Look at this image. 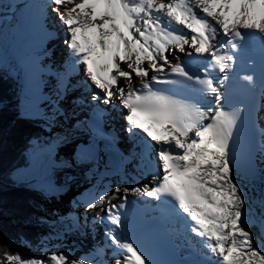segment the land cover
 Returning <instances> with one entry per match:
<instances>
[{"label": "snow or ice", "instance_id": "snow-or-ice-1", "mask_svg": "<svg viewBox=\"0 0 264 264\" xmlns=\"http://www.w3.org/2000/svg\"><path fill=\"white\" fill-rule=\"evenodd\" d=\"M47 7L65 29L63 43L78 58L73 67L83 65L99 90L91 96L93 104L118 99L126 110L125 131L142 139L132 158L149 172L148 182L99 192L84 205L88 212L110 205L94 219L107 218L114 226L105 233L114 246V264H156L137 239H122L115 231L125 228L121 210L136 194L157 201L163 214L199 237L200 246L216 257L211 264H264V231L256 235L250 227L259 221L264 229V211L257 216L247 206L234 174L233 145L244 109L226 107L231 74L251 59L257 40L264 88V0H48ZM122 77L129 84L121 85ZM239 79L255 87L254 74ZM58 83L66 91L64 78ZM62 94L58 90L57 104ZM2 255L0 264H85L66 252L27 257L9 249Z\"/></svg>", "mask_w": 264, "mask_h": 264}, {"label": "rangeland", "instance_id": "rangeland-1", "mask_svg": "<svg viewBox=\"0 0 264 264\" xmlns=\"http://www.w3.org/2000/svg\"><path fill=\"white\" fill-rule=\"evenodd\" d=\"M20 1L24 2V0ZM34 2L36 3L34 6L38 5V10H40V8H44L43 12H47V19H43L45 21L41 26L42 29L40 28V32L33 33V36L32 34L27 36L25 34H19L13 30V37L11 40L15 41V45L13 46L14 48H18L19 45L26 43V40L28 43H31V39H33L35 43L33 47H30L29 44L26 43L31 49H34L39 45H44L48 54L46 60L41 61L37 69L30 74L29 78H27L28 76L26 75L24 65L21 64L22 61L18 58L19 54L15 58H11L12 50L8 49L6 51L7 60L5 59L0 62V71L11 76L16 84L17 97L20 99V117H28L36 120V123L42 131L40 138L31 142L30 149L27 151V162L24 167L14 171L12 175V180L15 183L25 182L28 184L27 187L40 190L45 197L44 203L40 206V209L37 210V214L41 219L36 220V228H38V232L40 234V242H38L35 246L27 247L25 250L23 249L21 253L27 257H47L52 252H66L69 256L71 254V249L66 246L67 242L75 245L78 243V240L71 239V237L68 236V233H71L77 239L82 238L79 237V234V236L76 237V233H72L71 227L73 226L75 220H77V223L80 225L82 224L83 219H86V216L81 213L80 209L82 206L80 202L85 196L91 197L93 195V189L96 185L99 186V189L101 190L106 188V181L102 180V182L99 183L98 173L95 167H92L90 163H84L82 165L83 168L79 165H74L77 159H73V148H70L72 152H68L67 154L64 150L65 147L63 146L64 140L68 141V136L66 135L63 137L59 135L61 132L65 131L64 129H68L69 127H72V125L76 124L77 119L75 118H77V116H85L86 110L82 108V114H80L78 107H86L84 99H87V102H91L90 100L94 90L95 92L99 90H93L91 88L93 86L88 81V78L84 73V69L78 70V73L74 75L67 72L65 64L63 63V55L67 50V46L63 43L65 29L59 23L55 14L51 12V9L47 7L48 0H34ZM164 2H168V0H164ZM17 4L16 0H0V7L3 5H13L14 8H20L19 4ZM5 13L8 15L3 17V23L1 22L0 17V31L6 30L5 33H7L8 30H12L15 26L16 19L13 16L15 14H13V10L7 9ZM48 32H55L56 35L54 37L49 36ZM11 40L8 38V41ZM48 60H51L50 62L54 60V63H48ZM121 67L126 68L127 66L122 65ZM38 69H42V71L37 74L36 71H38ZM61 78H64L66 91L58 83ZM58 90H60L63 94L57 104L56 97ZM100 95L103 96V93L101 92ZM116 100L119 103L118 99ZM96 103H98V106L102 105L99 101ZM70 106H73L74 109H76L73 113H71L72 109H70ZM58 110L66 113V115H54V113ZM113 113L115 114V112ZM84 121V118L82 121L80 120V125H82ZM118 123L121 122L119 121ZM55 137H57L56 139H61V141L56 142L59 153L61 155H65L67 161L69 160L70 163H73V167H65V163L54 161L53 164L56 167L48 168L50 163L47 159L54 154V152L51 151L50 145L51 141H53ZM46 152L49 153L50 156ZM121 163L126 166L123 161H121ZM56 172H58V174H63L64 176V179L61 180L59 186L54 185L52 181L53 174ZM42 176H44L45 182H41L40 177ZM257 178L260 177L257 176ZM113 182L115 181L113 180ZM256 183H260L261 186V183L263 182H254V184ZM40 184H43V186ZM113 185L116 186L114 183ZM74 209L75 212L71 213ZM260 209L261 211H264L263 205ZM74 218L75 220L71 225L70 220ZM95 222H98V220L95 219ZM96 226L101 231L102 227L97 224ZM57 229H60V231ZM83 240H80L79 242L83 244L86 239L84 241ZM87 244L92 243L89 241ZM72 249L79 250L76 247H73ZM94 253L96 252L93 249V246L89 245V250L86 254L80 256L78 255L79 257H77L84 261L87 258L95 260V258L91 255ZM202 256L203 257L200 258L206 261L207 255Z\"/></svg>", "mask_w": 264, "mask_h": 264}, {"label": "bare ground", "instance_id": "bare-ground-1", "mask_svg": "<svg viewBox=\"0 0 264 264\" xmlns=\"http://www.w3.org/2000/svg\"><path fill=\"white\" fill-rule=\"evenodd\" d=\"M16 2L19 4L20 8H14L13 5H8V6L3 5L2 7H0V17H1L2 23L4 20L3 17H6V15H8L5 13L7 9L13 10V14L15 13L13 16L16 19L15 26L12 28V30H8V28L6 27L8 30L7 32L8 34L5 33L6 30L0 31V62H2V60L4 61L5 59L7 60L6 51L8 49L12 50L11 58H15L19 54L18 58H20V61H22L21 64L24 65L25 70H26V75L28 76L27 78H29L30 74L34 70L37 69L41 61L46 60L47 55H48L46 52L47 49H45L44 45H39L38 47L31 49L30 47H33L35 44L33 39H31L32 40L31 43H28L26 40V43H28L30 47L26 43H24V44L19 45L18 48H14L13 46L15 45V41H12L11 39L13 37V30H15L19 34H25L26 36L29 34L30 35L32 34L33 36L34 35L33 33L40 32V30L42 29L41 26L43 22L45 21L43 20L44 19V12H43L44 8L42 9L40 8V10H38V7H37L38 5L34 6L36 5L34 0H24V2L20 0L19 1L16 0ZM163 19H164V22L167 23V18L164 17ZM171 27L175 28L177 31L183 30L180 26H177L174 24L171 25ZM7 36L11 41H8ZM63 56H64L63 63L65 64V68L67 69V72L69 74L72 73V75H74L78 73V71L76 70L77 68L78 70L84 69L83 65H76L75 68L73 67V62L78 58L74 57L68 49L66 50ZM182 58L184 59L185 62H187L189 59L186 56ZM50 61L51 60H48V63H52V62L54 63V60L52 62ZM64 64H63V68H64ZM122 65L127 66L126 64H121V66ZM41 71L42 69H38L36 73L38 74ZM114 74L118 75V73H114ZM154 74L155 73H150V75H154ZM134 80L136 84L140 83L139 78H134ZM119 83L121 85H127L129 84V81L128 79L122 77L120 78ZM92 86L94 87V88L91 87L93 90L96 89L94 85ZM262 91L264 92V89ZM86 100L87 99H84L86 107H82V106L78 107L80 114H82V108H84V110H87V109H91L94 106H98L96 105V103L94 105L92 100H90L91 102H87ZM260 100L263 102V105H262L261 110L259 111L258 122H260L261 118L264 117V93L262 94V92L260 94ZM100 103L102 105H100L99 108H101L105 112L104 121H105V125L107 129L113 132V134H115L116 136L118 135L119 137L118 143L122 144V147L120 148L126 149L127 147L126 151L124 152L122 156L121 161L127 162L128 159L130 160L132 159L138 164V160L133 159L132 157L138 155V144L142 142V139H134L132 137L130 140H127V141H125L124 139H121V135L126 129V126L123 125V128H122L120 126H117V124H115V127H114L115 130L111 126L112 124L111 115L113 114V112H115V115L119 117L118 111L121 110L119 103L117 102L116 99H114L110 104H103L102 102ZM112 105H116V107H113ZM70 109H72L71 113H73V111L76 110L74 109L73 106L72 107L70 106ZM75 119H77L76 124L72 125V127H69L68 129H64L65 131L61 132L59 135L63 137L66 135L68 136V141L64 140L63 142L64 144L63 146L65 147L64 150L68 154V152L69 153L72 152L70 148H73L72 150H74V152L72 153L77 155V156H74V158L75 159L78 158V160L75 161L76 163L74 165H77V166L79 165L80 167L83 168L82 165L84 163H90L92 167L94 166L98 173L97 175L100 181L99 183H101L102 180L106 181L105 182L106 188H103L101 190L99 189L100 187L96 185L95 188L93 189L94 190L93 195L91 197L85 196L81 200L80 204L82 207L80 210H81V213L84 216H86V219H83V222L80 225L79 223H77V220H75V218L71 219L70 221L72 225V222L75 220V222L73 223V226L71 227L72 233H76L75 234L76 237L80 235L79 237H82V238L77 239L71 233H68V236H70L71 239L73 240H78V243L75 245H72V244H69V242H67L66 246L70 247L71 249V254L69 255V257L73 259H77L80 255L86 254V252L89 250V245H92L96 253L91 254V255L93 256V258H95V260L87 258L85 260V264H114V257H112L111 255L112 250L107 249L106 247V243L108 245L110 244V242L107 239V236L105 235L108 229H112L114 226H112L108 222L107 218H105L104 220H98V222H95V219L93 220V217H98V216L103 215V213L101 212V208H105V207L107 208L110 205L106 203L104 205L99 206L97 209L92 210L91 212L86 211L84 205L87 204L90 199L94 198L95 197L94 195H96L99 192H104L105 190L114 189L115 187H121V188L123 187L131 188V187H136V186L143 187L144 183L148 182L149 180V172L142 171L140 168H138L137 165H135V167H133L132 165L130 167H126L124 165L122 166L121 163H119L116 167L110 165L109 160H108L109 156L105 152L106 150L105 144H103L102 141L98 140V143L100 146L98 149H95L92 147V144H91L93 139L90 138L87 140H83L81 135L79 137V134H82V132L84 133L83 134L84 136H87V138H89L90 135L93 133H92V130L91 129L89 130L86 126H84V124L80 125L79 121L82 119V117L77 116V118ZM138 135L140 138L144 137L143 133H139ZM56 138L57 137H55V139L53 140L55 142L51 141V145H50L51 151L54 152L53 156H50L49 153L46 152L50 156V158L47 159L48 162L50 163L48 165V168L56 167L53 164L54 161H60V162L65 163V167H69V166L73 167V163L72 162L70 163L69 160L67 161V158L65 157V155H61L59 153L58 146H56V142L61 141V139L60 138L56 139ZM97 156H100V158L98 159ZM103 159H107V161L104 160L103 162H101V160ZM256 161L259 164V166L262 168V172L264 173V141L259 147V150L256 156ZM40 178H41V182H45L44 176ZM263 179H264V176H262L261 178L256 177L255 179L249 178V177L240 179L237 177L238 182L242 185L243 190L248 200L250 201V204L247 206L250 207L252 211L256 213L257 216L261 214L262 211L260 207L262 206V202H264V190H263L264 180ZM113 180L115 182H113ZM254 182H263V183H261V186H260V183L254 184ZM113 183L116 186H114ZM248 183H251V184H248ZM40 185L43 186V184H40ZM130 196H133L134 199L138 200L139 198L143 199L145 195L136 194V195H129V197ZM143 200H145V198ZM111 202L116 203L117 200L114 199ZM74 212H75V209L71 213H74ZM172 223H174V227L179 232L178 234H180L181 243H182L181 253H182L183 264H211V261H214L216 259L215 256H212L210 253H207L206 249L202 247H198L194 244V242L192 241L193 239H191V237L188 236L189 235L188 231H186L185 226L182 222H178L177 220L176 221L172 220ZM96 224L102 227L101 231L96 226ZM250 227H251V231L256 235H259L261 234L262 231H264V229L261 228L259 221H257V223L255 224L250 225ZM57 230L60 231V229H57ZM83 239L84 240L86 239L85 240L86 242ZM80 240H83L84 243L81 244L79 242ZM199 240L200 238H198L196 242H199ZM89 241H91L92 244H87V242ZM73 247H76L79 250H73L72 249ZM191 252H196V254L204 253L205 255H207L206 256L207 261L204 262V260H201L199 257H196V256L188 258V255H190Z\"/></svg>", "mask_w": 264, "mask_h": 264}, {"label": "trees", "instance_id": "trees-1", "mask_svg": "<svg viewBox=\"0 0 264 264\" xmlns=\"http://www.w3.org/2000/svg\"><path fill=\"white\" fill-rule=\"evenodd\" d=\"M19 102L14 80L0 72V259L4 251L21 253L40 242L37 210L45 197L11 177L26 164L29 144L42 135L36 120L19 117ZM61 177L53 175L52 181L58 184Z\"/></svg>", "mask_w": 264, "mask_h": 264}]
</instances>
